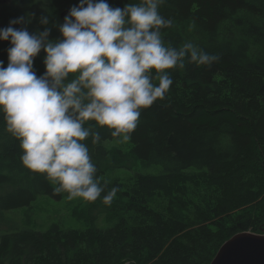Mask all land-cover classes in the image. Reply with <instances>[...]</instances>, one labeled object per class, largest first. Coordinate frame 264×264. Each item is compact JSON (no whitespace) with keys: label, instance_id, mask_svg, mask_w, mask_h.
I'll return each instance as SVG.
<instances>
[{"label":"trees","instance_id":"1","mask_svg":"<svg viewBox=\"0 0 264 264\" xmlns=\"http://www.w3.org/2000/svg\"><path fill=\"white\" fill-rule=\"evenodd\" d=\"M128 2L137 0H108L121 8ZM77 3L0 0V28L28 10L39 17L42 7L62 23L64 7ZM160 12L175 20L164 30L166 42L179 47L191 39L220 56L211 66L185 61L168 70L173 84L166 98L142 110L131 151L160 171L108 181L105 141L113 137L100 129L102 143H88L105 192L118 188L111 205L89 202L103 212L82 228L52 222L1 232L0 264H210L235 233L264 230V0H167ZM191 21L196 27L189 31ZM28 27L44 28L38 19ZM48 27L51 38L60 36ZM8 47L0 41L5 66ZM44 55L34 61L37 75L45 71ZM22 155L0 113V220L39 195L67 196L55 195L46 174L25 166Z\"/></svg>","mask_w":264,"mask_h":264},{"label":"clouds","instance_id":"2","mask_svg":"<svg viewBox=\"0 0 264 264\" xmlns=\"http://www.w3.org/2000/svg\"><path fill=\"white\" fill-rule=\"evenodd\" d=\"M166 2L137 0L121 8L108 0H78L62 23L42 7L39 17L28 10L0 28V41L9 44L7 66L0 60V113L20 141L23 164L46 174L55 195L102 198L110 206L118 188L105 192L88 141L100 145L105 128L117 143L129 141L142 110L166 98L173 84L168 70L184 68L185 61L197 67L219 61L191 39L179 47L165 41L164 30L176 26L160 12ZM37 19L43 30L29 31ZM50 23L58 38H51ZM195 27L191 21L188 30ZM41 51L45 71L37 75Z\"/></svg>","mask_w":264,"mask_h":264},{"label":"rangeland","instance_id":"3","mask_svg":"<svg viewBox=\"0 0 264 264\" xmlns=\"http://www.w3.org/2000/svg\"><path fill=\"white\" fill-rule=\"evenodd\" d=\"M66 10L68 7H64L61 13H65ZM105 145L109 149V154L104 162L108 181L115 178L126 179L139 172L157 173L161 169L160 164L147 163L135 157L131 151L130 141L117 143L116 138H111L105 141ZM99 210V206L94 209L91 203L82 199L69 201L65 196L57 200L39 195L30 206L4 212L0 220V233L18 227L42 230L52 222H59L65 227L82 228L98 212H103V210ZM119 264H135V260L125 259Z\"/></svg>","mask_w":264,"mask_h":264},{"label":"water","instance_id":"4","mask_svg":"<svg viewBox=\"0 0 264 264\" xmlns=\"http://www.w3.org/2000/svg\"><path fill=\"white\" fill-rule=\"evenodd\" d=\"M210 264H264V230L235 233L221 244Z\"/></svg>","mask_w":264,"mask_h":264}]
</instances>
